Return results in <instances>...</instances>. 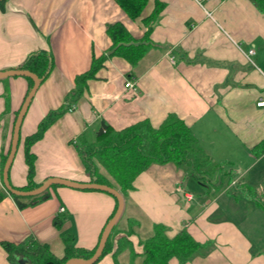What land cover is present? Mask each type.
Listing matches in <instances>:
<instances>
[{"label":"crops","instance_id":"crops-1","mask_svg":"<svg viewBox=\"0 0 264 264\" xmlns=\"http://www.w3.org/2000/svg\"><path fill=\"white\" fill-rule=\"evenodd\" d=\"M157 1L163 7L150 30L143 18L155 0L135 19L116 0L0 1V71L42 49L54 61L23 116L9 182L26 184L25 138L48 111L64 106L75 75L88 69L92 56L107 54L112 41L106 29L119 21L147 49L134 64L109 56L81 97L30 144L33 181L52 176L89 181L78 136L96 120L114 129L143 119L157 127L174 113L222 165L221 182L202 184L172 163L150 164L121 193L124 207L113 248L94 264H141V242L155 223L169 237L186 230L202 245L186 262L172 257L169 264H264V105H258L264 100V13L251 0ZM145 32L147 41L141 40ZM126 79L134 81V91L125 87ZM27 88L23 75L0 78V156ZM0 191L6 193L0 200V264H13L2 242L27 236L58 257L64 252L61 231L73 232L76 246L92 248L115 204L104 191L56 185L46 199L20 207L1 178Z\"/></svg>","mask_w":264,"mask_h":264},{"label":"trees","instance_id":"trees-1","mask_svg":"<svg viewBox=\"0 0 264 264\" xmlns=\"http://www.w3.org/2000/svg\"><path fill=\"white\" fill-rule=\"evenodd\" d=\"M251 1L259 11L264 13V0ZM116 2L128 17L135 19L140 16L148 0H116ZM162 7L163 4L155 0L152 12L143 18V23L148 26V30H150L151 23L158 16ZM106 32L112 41L110 49L119 42L139 41L134 40L130 32L119 21L109 25ZM147 39L148 34L145 32L141 40L147 41ZM147 47L146 44L120 45L109 55L104 52L99 56H92L88 69L75 75L74 88L67 94L64 106L48 111L39 121L37 130L25 138L24 155L27 164V182L20 187L13 186L14 188L29 190L43 182L36 183L33 181L34 155L29 152L30 144L42 135L50 123L81 97L87 86V81L96 77V73L103 66L104 61L109 56L120 55L130 64H134L140 59ZM53 62L52 54L42 49L29 53L24 62L16 68L27 69L35 73L40 81H43L52 68ZM25 77L28 80L26 96L33 85V79L28 76ZM261 144L264 145V140ZM9 146L6 153L0 156L1 180L2 167L7 158ZM78 153L85 171L89 174V181L109 185L122 194L133 187V181L137 175L152 163H172L195 177L198 182L210 183L213 186H216L218 180L219 183L221 182L219 175L224 173L222 165L210 159L199 147L189 126L174 113H169L157 127H153L149 120L143 119L121 129H114L106 124L103 119L96 120L78 136ZM100 168H103L106 174L101 173ZM228 174L225 172V175ZM56 185H52V187ZM49 188L38 195L19 196L10 194V196L22 207L27 204H35L49 197ZM5 195V192L0 191V200ZM114 200V208L100 231L98 241L90 249L76 246L71 231L60 232L64 245V252L60 257L54 255L47 244L38 242L33 236H27L19 243L2 242V246L13 264H18L19 259H24L26 264H64L70 258H89L97 248L106 223L115 212L117 206L115 197ZM63 220L64 216L61 215L55 218V225L58 229H61ZM115 234L116 228L113 226L99 259L112 250ZM141 244L143 255L141 264H169V259L172 257H176L181 263L186 262L202 246L186 230H181L176 235L169 237L166 234L165 226L160 223L153 225L152 235L143 240ZM119 247L118 242L117 248L113 251L114 256Z\"/></svg>","mask_w":264,"mask_h":264},{"label":"water","instance_id":"water-1","mask_svg":"<svg viewBox=\"0 0 264 264\" xmlns=\"http://www.w3.org/2000/svg\"><path fill=\"white\" fill-rule=\"evenodd\" d=\"M140 43H144V42H141V41L119 42L116 46H114L113 48L108 50L107 54H110L113 51H115V49L120 45L128 46V45H138ZM12 75L28 76V77L33 79V85L31 87L30 91L28 92V94L25 96V98L22 102V105L19 108V110L15 116L14 122H13L9 151L7 154V158H6V160L3 164V167H2V175L1 176H2V183H3L4 189L9 194H14V195H19V196H33V195H38V194L42 193L43 191H45L46 189H48L49 187H51L52 185L57 184V185H64V186H68V187H72V188H76V189L100 190V191L107 192V193L111 194L112 196H114L116 201H117V206H116L115 212H114L113 216L109 219V221L106 223V225L102 231V235H101V238H100L99 243L97 245V248L94 251V253L92 254V256H90L89 258H86V259L70 258L64 263V264H94L102 254L106 239H107L112 227L115 226V224L117 223L118 219L120 218V216L122 214L123 207H124L123 196L117 189H115L109 185L103 184V183H97V182H92V181L80 182V181L70 180V179L56 177V176L48 177L41 184H39L38 186H36L32 189H29V190L17 189V188H14L10 184L9 178H8V172H9V168H10V165L12 163L14 154H15L16 149H17L21 122H22L23 116L27 110V107L30 103V100L32 99L34 92L40 83V78L35 73H33L27 69L11 68L8 70L0 71V78L6 77V76H12ZM18 264H26V262L24 259H19Z\"/></svg>","mask_w":264,"mask_h":264},{"label":"built area","instance_id":"built-area-1","mask_svg":"<svg viewBox=\"0 0 264 264\" xmlns=\"http://www.w3.org/2000/svg\"><path fill=\"white\" fill-rule=\"evenodd\" d=\"M252 52H253L252 49H250L248 51L249 54L252 53ZM124 84H125V87L126 88L134 91V88H135L134 85H135V83H134V81L132 79H126ZM258 105H264V100L259 101L258 102ZM60 211H63V207L60 208Z\"/></svg>","mask_w":264,"mask_h":264}]
</instances>
